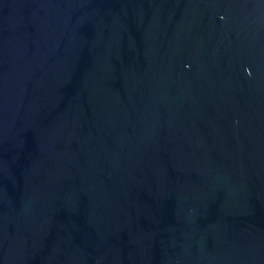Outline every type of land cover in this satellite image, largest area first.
I'll return each mask as SVG.
<instances>
[{
	"label": "water",
	"instance_id": "obj_1",
	"mask_svg": "<svg viewBox=\"0 0 264 264\" xmlns=\"http://www.w3.org/2000/svg\"><path fill=\"white\" fill-rule=\"evenodd\" d=\"M0 264H264V0H0Z\"/></svg>",
	"mask_w": 264,
	"mask_h": 264
}]
</instances>
